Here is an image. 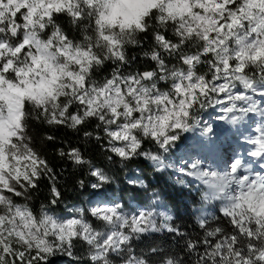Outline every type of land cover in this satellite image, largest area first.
I'll return each instance as SVG.
<instances>
[{"label":"snow or ice","instance_id":"6c2138e0","mask_svg":"<svg viewBox=\"0 0 264 264\" xmlns=\"http://www.w3.org/2000/svg\"><path fill=\"white\" fill-rule=\"evenodd\" d=\"M141 60L149 63L138 67ZM262 102L264 0H0V264H52L78 245L86 247L81 264H264V172L243 156L222 169H177L204 186V205L219 204L218 215L201 208L195 236L170 214L129 212L115 201L71 217L30 203L44 179L48 204L62 199L43 151L57 137L34 129L96 141L104 159L80 147L56 154L86 167L92 187L102 188L114 157L174 168L168 156L184 134L213 132L203 121L209 108L231 124L254 113L261 123L246 138V156L264 169ZM157 233L184 244L173 251L153 241L137 251V240Z\"/></svg>","mask_w":264,"mask_h":264},{"label":"trees","instance_id":"16d2710c","mask_svg":"<svg viewBox=\"0 0 264 264\" xmlns=\"http://www.w3.org/2000/svg\"><path fill=\"white\" fill-rule=\"evenodd\" d=\"M147 63L149 62L141 60L137 62V66L143 68ZM228 125L230 126H228V130H230L231 125ZM34 131L37 135L49 132L57 137L54 142L47 143L43 151L52 162L56 173L59 174L57 184L62 193V199L58 204L49 205L50 182L47 179L41 180L39 188L33 191V199L30 202L36 208L44 204L57 216H73L80 209L88 210L94 200L101 199L121 203L126 205L125 211L136 212L137 207L148 208L150 203L159 200L163 201L165 207L170 211V215L174 217L173 222L181 228V231L193 236L201 234V230L197 227V217L201 215L200 208L206 207L204 212L209 216L219 214L217 202L204 205L202 195L206 189L198 181L179 173L176 166L160 172L151 161L142 157L128 161L126 164L116 157L112 162L105 160V170L112 178L111 182L102 188H93L92 184L96 183V179L89 174L88 169L86 167L77 168L67 159L62 160L56 154V150L60 147L65 149L80 147L89 158L104 159V149L96 141L85 142L82 133H76L67 128H37ZM189 140L190 136L184 134L182 140L177 142L178 147L169 154V163L175 162ZM146 148L155 151L152 145H146ZM184 166L186 165H182V167ZM188 168L190 169V167ZM81 180L84 181L83 187L79 184ZM130 180H142L144 186L139 183L133 185L129 183ZM181 180L184 181L183 184L179 182ZM89 219L94 221L95 218L89 216ZM165 239L168 243H165ZM153 241L173 251H178L179 247L184 244L183 240L171 234H150L135 242L137 251L147 250ZM73 252V256L57 255L52 260V264H81L77 258L86 256V247L78 245L73 249Z\"/></svg>","mask_w":264,"mask_h":264},{"label":"rangeland","instance_id":"374dc122","mask_svg":"<svg viewBox=\"0 0 264 264\" xmlns=\"http://www.w3.org/2000/svg\"><path fill=\"white\" fill-rule=\"evenodd\" d=\"M254 98L258 101L261 100L259 96ZM220 114L218 108L216 110L209 108L203 113V121L211 124L213 128L212 133L202 134L201 129H197L195 132L185 134L190 136V140L173 163L177 168L182 167V165L191 167L192 163H199L201 168L215 169L219 166L222 169L230 162V158L238 156L246 157V148L251 147L250 145H246V138L258 135L256 128L261 123V118L258 114L250 113L243 121L237 124H231L218 120L217 116ZM228 124L231 125L230 130H228ZM202 127L203 123L201 125ZM227 145L229 149L226 148ZM242 173L247 174L244 170H242ZM106 202L110 201L101 199L94 200L89 205V209L98 203L102 204ZM147 209H154L157 213L170 214V211L165 207L163 201L159 200L150 203L148 208L137 207L136 212ZM64 217L71 216L64 215ZM157 219L159 220L160 217L158 216Z\"/></svg>","mask_w":264,"mask_h":264},{"label":"bare ground","instance_id":"6f19581e","mask_svg":"<svg viewBox=\"0 0 264 264\" xmlns=\"http://www.w3.org/2000/svg\"><path fill=\"white\" fill-rule=\"evenodd\" d=\"M226 148L229 149V146L227 145ZM245 160L251 164V170H253V171H262V172H264V169H261V168L259 167V165H258L259 163H257V161L252 160L251 158H249V157H247V156L245 157ZM244 171H245V170H244Z\"/></svg>","mask_w":264,"mask_h":264},{"label":"built area","instance_id":"2783aa9c","mask_svg":"<svg viewBox=\"0 0 264 264\" xmlns=\"http://www.w3.org/2000/svg\"><path fill=\"white\" fill-rule=\"evenodd\" d=\"M203 209H204V211H205V210H206V207H203ZM199 210H201V208H200Z\"/></svg>","mask_w":264,"mask_h":264}]
</instances>
